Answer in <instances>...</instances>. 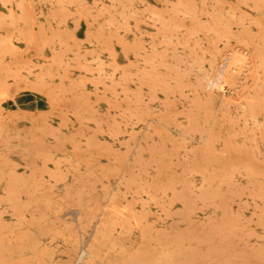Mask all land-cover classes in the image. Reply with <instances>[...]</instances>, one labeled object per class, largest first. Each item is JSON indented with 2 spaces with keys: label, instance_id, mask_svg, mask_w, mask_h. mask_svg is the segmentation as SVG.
I'll return each mask as SVG.
<instances>
[{
  "label": "rangeland",
  "instance_id": "obj_1",
  "mask_svg": "<svg viewBox=\"0 0 264 264\" xmlns=\"http://www.w3.org/2000/svg\"><path fill=\"white\" fill-rule=\"evenodd\" d=\"M263 55L264 0H0V264H264Z\"/></svg>",
  "mask_w": 264,
  "mask_h": 264
},
{
  "label": "bare ground",
  "instance_id": "obj_2",
  "mask_svg": "<svg viewBox=\"0 0 264 264\" xmlns=\"http://www.w3.org/2000/svg\"><path fill=\"white\" fill-rule=\"evenodd\" d=\"M27 17H28V16H27ZM240 32H241V34L243 35L244 33H242V32H245V31L242 30V31H240ZM241 34H240V36H241ZM245 34H246V33H245ZM247 35H248V34H247ZM247 35H246V36L244 35V36L247 37ZM248 36H250V35H248ZM236 38L238 39L237 36H236ZM241 38H242V37H241ZM249 38H251V37H249ZM237 39H236V40H237ZM238 40H239V39H238ZM243 40H245V39H243ZM240 41H241V40H240ZM240 41H239V42H240ZM247 41H250V39H249V40L247 39ZM251 41H253V38L251 39ZM251 41H250V42H251ZM244 42H246V41H244ZM133 43H134V42H133ZM241 43H242V41H241ZM251 43H253V42H251ZM251 43H250V44H251ZM248 44H249V43H247V45H248ZM243 45H244V43H243ZM244 46H245V45H244ZM250 46H251V45H250ZM122 47H123V46H122ZM139 47H140V46H138V47H136V48L139 49ZM246 47L248 48V46H246ZM237 48H238V47H237ZM239 49H240V48H239ZM239 49H238V50H239ZM248 49H249V48H248ZM256 49H257V48H256ZM124 50H125V49H124ZM234 50H235V49L233 48L232 51H234ZM241 50H242V49H241ZM243 50H244V49H243ZM245 50H246V49H245ZM229 51L231 52V50H229ZM252 51H254V50H251V52H250V51H249V52L252 54ZM136 52L139 53L140 51L136 50ZM215 52H216V51H215ZM227 52H228V51H227ZM235 52H236V51H235ZM247 52H248V51H247ZM249 52H248V54H249ZM257 52H258V51H257ZM237 53L239 54V53H241V52L238 51ZM237 53H236V57H235V58L238 57V54H237ZM242 53H244V52H242ZM245 53H246V52H245ZM213 54H214V53H213ZM233 54H234V52H233ZM255 54H256V53H255ZM258 54H259V53H258ZM231 55H232V54H231ZM231 55H227V53H226V56H229V57H227V58L225 59V66H223V67L221 66L222 69H221V71H219L220 73H219L218 77L216 78V81L214 82V85L217 84V83H219V84L221 83L220 86H222V84H224V82H226V80H228V79L230 78L229 80H232L231 83H232V84L234 83L233 85L235 86L236 83H235L234 81H236V79H235L234 76H237V75L234 74V73H235L234 70L237 69L238 64H236L237 62L235 61V58H234L233 56H231ZM234 55H235V54H234ZM240 55H241V54H240ZM245 55L247 56V54H245ZM259 55H260V54H259ZM211 56H213V55H211ZM216 56H217V55H216ZM243 56H244V55H243ZM243 56H242L241 59H243V58L245 57L244 60L246 61V56H244V57H243ZM249 56H250V55H249ZM254 56H255V55H254ZM261 56H262V54H261ZM261 56H260V57H261ZM263 56H264V55H263ZM239 57H241V56H239ZM239 57H238V58H239ZM251 57H252V56H250V58H251ZM255 57H256V56H255ZM257 57L259 58L258 55H257ZM215 58H216V57L213 56V60H214ZM223 58H225V57H223ZM250 58H249V59H250ZM247 59H248V56H247ZM249 59H248V60H249ZM256 59H257V58H256ZM260 59H262V61L264 60L263 57L260 58ZM210 60H211V59H210ZM239 60H240V59H239ZM245 61H243V63H244ZM256 61H257V60H256ZM260 61H261V60H260ZM260 61H259V62H260ZM113 62H114V61H113ZM127 62H128V61H127ZM209 62H210V61H209ZM221 62H222V61H221ZM238 62H239V61H238ZM253 62L255 63V61H253ZM211 63H212V61H211ZM239 63H240V62H239ZM243 63H241V64H243ZM257 63H258V61H257ZM257 63H256V64H257ZM260 63L264 66V62H260ZM212 64H213V63H212ZM241 64H239V67H240ZM244 64L246 65V63H244ZM258 64H259V63H258ZM261 64H259V65H261ZM209 65H210V63H209ZM236 65H237V67L234 69V67H235ZM262 65H261V66H262ZM226 66H227V68H226ZM242 66H243V65H242ZM242 66H241V67H242ZM247 66H250V69H251V67H252V66L250 65V63H249V65H247ZM257 66H258V65H257ZM210 67H211V66H210ZM253 67H254L255 71H257V69L255 68V65H254ZM217 68H218V67H217ZM219 68H220V67H219ZM246 68H247V67H246ZM257 68L259 69V68H261V67L258 66ZM238 69H239V68H238ZM263 69H264V68H263ZM263 69H262V70H263ZM240 70H241V69H240ZM262 70H261V71H262ZM245 71H246V70H245ZM245 71H244V73H249V72H247L248 70H247L246 72H245ZM251 71H252V70H251ZM233 72H234V73H233ZM237 72H238V71H237ZM263 72H264V71H263ZM202 73H203V72H202ZM242 73H243V72H242ZM242 73H240V74H242ZM253 73H254V70H253ZM256 73H257V75H258V72H256ZM259 73H260V72H259ZM204 74H205V73H204ZM216 74H218V72H217ZM233 74H234V75H233ZM249 74H250V73H249ZM260 74H262V72H261ZM202 75H203V74H202ZM206 75H207V74H206ZM244 75H245V74H244ZM255 75H256V74L252 75V76H253L252 78L256 79V80H253V83H254V81L257 83V81H258L257 79H259V77H260L259 75H258L259 77H254ZM257 75H256V76H257ZM262 75H263V74H262ZM200 76H201V75H200ZM200 76H199V77H200ZM203 76H205V75H203ZM203 76H202V77H203ZM214 76H215V75H214ZM216 76H217V75H216ZM232 76H233V79H232ZM199 77H197V78H199ZM205 77H206V76H205ZM239 77H241V76H239ZM239 77H238V80H239ZM246 77H247V76H246ZM248 77H249V76H248ZM210 78H211V77H210ZM250 78H251V77H250ZM261 78H262V77H261ZM202 79H203V78H202ZM234 79H235V80H234ZM199 80L201 81L200 78H199ZM210 80H211V79H210ZM210 80H209V81H210ZM233 80H234V81H233ZM238 80H237V81H238ZM242 80H244V78H243ZM242 80H241V81H242ZM247 80H248V79H247ZM260 80H261V79H260ZM204 81H205V80H204ZM237 81H236V82H237ZM261 81H262V80H261ZM261 81H260V82H261ZM197 82H199V81H197ZM197 82H196V85H198ZM202 82H203V81H202ZM202 82H201V83H202ZM207 82H208V80H207ZM229 82H230V81H229ZM229 82H227V83H229ZM243 82H244V81H243ZM243 82H241V85H242ZM250 82H251V81H250ZM250 82H249V83H250ZM262 82H263V81H262ZM205 83H206V82H205ZM210 83H211V81H210ZM210 83H208V84H210ZM227 83H226V84H227ZM231 83H230V84H231ZM256 83H255L254 85H257V87H259L258 84H256ZM219 84H218V85H219ZM226 84H224V85H226ZM237 84H238V82H237ZM237 84H236V85H237ZM239 84H240V82H239ZM246 84H248V83L246 82ZM251 84H252V83H251ZM199 85L201 86L202 84H199ZM203 85H204V84H203ZM211 85H212V84H211ZM214 85H213V86H214ZM218 85H217V86L215 85V86L219 88ZM244 85H245V84H244ZM259 85H260V83H259ZM200 86H198V87H200ZM205 86H206V84H205ZM208 86H209V85H208ZM208 86H207V87H208ZM237 86H239V85H237ZM202 87H203V86H202ZM202 87H201V88H202ZM246 87H247V86H245V88H246ZM249 87H250V84H249ZM254 87H255V86H254ZM261 87H262V85H261ZM196 88H197V87H196ZM233 88H234V87H233ZM251 88H252V90H255V89H256V88L254 89L253 87H250V89H251ZM214 89H215V88H214ZM219 89H220V88H219ZM238 89H239V88L236 87V90H237V91L234 90L235 93H236V92L238 93V91H239ZM241 89H242V88H241ZM247 89H248V87H247ZM258 89H261V88H258ZM258 89H257V91H258ZM263 89H264V86H263ZM263 89H262V90H263ZM199 90H200V88H199ZM201 90H202V89H201ZM203 90L205 91V88H203ZM203 90H202V91H203ZM220 90H221V89H220ZM242 90H244V86H243V89H242ZM242 90H241V91H242ZM196 91H197V90H196ZM202 91H201V92H202ZM211 91H212V90H211ZM246 91H247V90H246ZM257 91H256V92H257ZM260 91H261V90H260ZM197 92L200 93V91H197ZM239 92H240V91H239ZM242 92H243V91H242ZM253 92H255V91H253ZM199 93H198V94H199ZM200 94H201V93H200ZM202 94H204V93L202 92ZM207 94H208V91H207ZM217 94H218V93H217ZM238 94H240V93H238ZM242 94H243V93H242ZM244 94H245V93H244ZM249 94H251L250 91H249ZM253 94H254V93H253ZM220 95H221V94H220ZM247 95H248V93H247ZM198 96H200V95H198ZM207 96H208V95H207ZM207 96H206V97H207ZM239 96H240V95H239ZM204 97H205V96H204ZM210 97H211V96H210ZM215 97H216V95H215ZM240 97H241V96H240ZM244 97H245V95H244ZM248 97H249V96H247V98H246V97H245V98L248 99ZM251 97H252V95H251ZM253 97H254V96H253ZM200 98H201V96H200ZM200 98H199V99H200ZM220 98H221V97H220ZM245 98H244V99H245ZM254 98H255V97H254ZM204 99H205V98H204ZM204 99H203V100H204ZM222 99H224V96L222 97ZM226 99H227V98H226ZM230 99L232 100V98H230ZM207 100H208V99L206 98V100H204V101L207 102ZM212 100H214V99H212ZM250 100H251V99H250ZM222 101H223V100H222ZM228 101H229V102H228L229 104L226 102V105H227V104H228V105L231 104V103H230L231 101L229 100V98H228ZM233 101H234V100H233ZM233 101H232V102H233ZM237 101H238V100H237ZM246 101H247V100H246ZM246 101H245V102H246ZM206 102H205V103H206ZM209 102H210V101H208V105H210ZM249 102H250V101H248V102H246V103H249ZM219 103H220V102H219ZM222 103L224 104L225 101L222 102ZM236 103H237V102H236ZM238 103H241V105H239V106H242V105L244 106V105H246V104L243 103V102H239V101H238ZM238 103H237V104H238ZM242 103H243V104H242ZM252 103H253V101H251V104H252ZM232 104H233V103H232ZM196 105H197V104H196ZM228 105H227V107H229ZM233 105H234V104H233ZM247 105H248V104H247ZM252 105H253V104H252ZM252 105H249V106H252ZM217 106H218V105H217ZM222 106H225V105H222ZM227 107H226V108H227ZM245 107H246V106H245ZM195 108H196V107H195ZM250 108H252V107H249V109H250ZM245 110H246V109H245ZM247 110H248V109H247ZM248 111H249V110H248ZM250 111H251V109H250ZM250 111H249V112H250ZM196 112H197V109H196ZM250 114H251V113H250ZM208 175H209V174H208ZM213 178H214V176H213ZM183 187H184V186H183ZM185 190H187V189L185 188ZM206 192H207V191H206ZM43 194H44V193H43ZM205 195H207V194H205ZM40 196H41V195H40ZM183 197H184V196H183ZM129 200H130V199H129ZM113 201H114V200H113ZM104 206H105V205H104ZM128 207H129V206H128ZM104 209H106V207H105ZM94 212H95V211H94ZM103 212H104V211H103ZM110 212H111V211H110ZM112 212H113V211H112ZM119 212H120V211H119ZM107 213H108V212H107ZM115 214H117V213H115ZM112 215H113V214H112ZM110 216H111V214H110ZM118 216H119V215H118ZM112 217H113V216H112ZM101 218H102V217H101ZM103 218H104V217H103ZM108 218H109V217H108ZM110 218H111V217H110ZM105 219H107V218H105ZM113 219H114V218H113ZM109 220H110V219H108V221H109ZM102 221H105V222H106L107 220H103V219H102ZM137 221H138V220H137ZM100 222H101V221H100ZM111 222H112V220H111ZM101 223H102V222H101ZM114 223H116V222L114 221ZM125 223H126V222H125ZM125 223H124V224H125ZM98 224H99V223H98ZM103 224H104V222H103ZM103 224H102V225H103ZM102 225H101V226H102ZM99 226H100V225H99ZM121 226H122V228H123V224H121ZM105 227H106V226L104 225L103 229H104ZM108 227H111V226H108ZM108 227H106V228H108ZM103 229L99 230V229L96 228V231H97V230L102 231ZM125 229L127 230V228H125ZM128 229H129V228H128ZM109 230H110V229H109ZM109 230H108V231H109ZM104 231H107V230L104 229ZM94 232H95V231H94ZM97 232H98V231H97ZM155 232H156V231H155ZM155 232H154V235L156 234ZM157 232H158V231H157ZM101 233H104V232H101ZM149 233H150V232H149ZM160 233H161V232H160ZM160 233H159V234H160ZM104 234H105L104 236H107L108 233H107V234L104 233ZM159 234H157V235H159ZM102 235H103V234H101V236H102ZM157 235H156V236H157ZM162 235L165 236L164 234H162ZM95 236H96V235H95ZM97 236H99V235H97ZM101 236H100V237H101ZM152 237H153V236H152ZM154 237H155V236H154ZM94 238H95V237H94ZM155 238H156V237H155ZM161 238H162V237H161ZM161 238H160V239H161ZM99 239H100V238H99ZM94 240H95V239H94ZM96 240H97V238H96ZM106 240H107V238H106ZM106 240H105V241H106ZM158 240H159V239H158ZM98 241H99V240H98ZM98 241H97V242H98ZM163 241H164V240H163ZM172 241H173V239H172ZM92 242H95V241H91L90 243H92ZM159 242H160V241H159ZM92 244H93V243H92ZM92 244H90V245L92 246ZM94 244H95V243H94ZM94 244H93V246H94ZM110 244H111V243H110ZM104 246H105V245H104ZM156 246H157V245H156ZM97 247H98V246H97ZM187 247H188V246H187ZM106 248H107V247H106ZM149 248H150V247H149ZM151 248H152V247H151ZM158 248H159V247H158ZM90 249H91V248H90ZM92 249H93V248H92ZM107 249H109V248H107ZM165 249H166V248H165ZM189 249H190V248H189ZM195 249H196V247H195ZM93 250H94V249H93ZM95 250H96V251L98 250V249H96V246H95ZM95 250L92 251V253H93V252L95 253ZM101 250H102V249H101ZM113 250H114V249H113ZM113 250H112V251H113ZM144 250H145V249H144ZM153 250H154V249H153ZM137 251H138V250H137ZM142 251H143V249H142ZM84 252H86V251H84ZM84 252H83V253H84ZM148 252H149V251H148ZM155 252H156V251H155ZM83 253H82V254H83ZM87 253H88V252H87ZM145 253H146V252H145ZM145 253H144V254H145ZM89 254H90V253H89ZM89 254H88V255H89ZM131 254H132V253H131ZM138 254L141 255L139 252H138ZM144 254H142V255H144ZM146 254H147V253H146ZM146 254H145V255H146ZM91 255H92V254H91ZM93 255H94V254H93ZM136 255H137V254H136ZM172 255H173V254H172ZM179 255H180V254H179ZM185 255H186V254H185ZM131 256H132V255H131ZM134 256H135V253H134ZM146 256H147V255H146ZM150 256H151V255H150ZM135 257H136V256H135ZM137 257H139V256H137ZM141 257H142V258H145V256H141ZM141 257H140V258H141ZM147 257H148V256H147ZM185 257H186V256H185ZM140 258H139V259H140ZM149 258L151 259V257H149ZM149 258H148V259H149ZM153 258H154V257H153ZM153 258H152V259H153ZM77 259H79V257H78ZM127 259H128V258H127ZM146 259H147V258H145L144 260H146ZM152 259L149 260V261L152 262ZM154 259H155V258H154ZM177 259H178V258H177ZM184 260H185V259H184ZM121 261H122V260H121ZM127 261H128V260H127ZM133 261H134V260H133ZM141 261H143V259H141ZM21 262H22V261H21ZM123 262H124V261H123ZM125 262H126V261H125ZM130 262H131V260H130ZM130 262H127V263H130ZM136 262H137V261H136ZM138 262H139V260H138ZM172 262H173V261H172ZM176 262H177V261H176ZM142 263H143V262H142ZM144 263H146V261H144ZM182 263H183V262H182ZM187 263H188V261H187ZM83 264H84V263H83ZM86 264H87V263H86ZM122 264H123V263H122ZM130 264H131V263H130ZM146 264H148V263H146ZM188 264H189V263H188Z\"/></svg>",
  "mask_w": 264,
  "mask_h": 264
}]
</instances>
